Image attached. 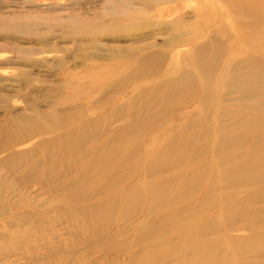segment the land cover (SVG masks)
<instances>
[{
	"label": "rangeland",
	"instance_id": "rangeland-1",
	"mask_svg": "<svg viewBox=\"0 0 264 264\" xmlns=\"http://www.w3.org/2000/svg\"><path fill=\"white\" fill-rule=\"evenodd\" d=\"M127 2L0 0V264H264V9Z\"/></svg>",
	"mask_w": 264,
	"mask_h": 264
},
{
	"label": "bare ground",
	"instance_id": "bare-ground-1",
	"mask_svg": "<svg viewBox=\"0 0 264 264\" xmlns=\"http://www.w3.org/2000/svg\"><path fill=\"white\" fill-rule=\"evenodd\" d=\"M116 1H117V3H118L121 7H122V6H126L127 3H128L127 0H116ZM237 1H238V0H237ZM239 1H241L242 4H243L244 2H245V4H246V3L250 4L251 6H253V10H256V9H264V0H239ZM112 11H113V10H112ZM243 12L245 13V11H243ZM246 13L249 14L248 12H246ZM246 13H245V14H246ZM247 14H246V15H247ZM250 15H251V14H250ZM248 16H249V15H248ZM251 16H252V15H251ZM258 16H259V15H258ZM250 18H251V17H250ZM249 24H250V23H249ZM249 24H248V25H249ZM250 25H251V24H250ZM250 27L253 28L252 25H251ZM260 27H261V26H260ZM252 28H251V29H252ZM248 30L250 31L249 28H248ZM249 31H248V32H249ZM252 31H253V29H252ZM244 34H246V33H244ZM178 35H179V37L183 36V32H180ZM240 35H242V33H241ZM247 35H248V34H247ZM247 35L245 36V38L247 37ZM261 35H264V34L262 33ZM251 36L253 37V35L250 34V38H251ZM182 38H183V37H182ZM242 38H243V37H242ZM257 38H258L260 41H261V39H262V38H259V35L257 36ZM251 39H252V38H251ZM242 40H243V39H242ZM255 40H256V39H255ZM249 41H250V40H249ZM244 42H245V41H244ZM247 43H248V42H247ZM255 43H256V42H255ZM255 43H254V44H255ZM260 44H261V43H260ZM210 45H211V44H210ZM213 45H214V44H213ZM245 45H246V44H245ZM249 45H251V44L249 43ZM251 46H252V45H251ZM256 47H257V46H256ZM253 48H255V47H253ZM260 48H261V46H260ZM260 48H259V49H260ZM256 49H257V48H256ZM263 49H264V48H263ZM200 50H201V49H200ZM204 50H205V49H204ZM258 51H259V50H258ZM261 52H262V51H261ZM197 53H198V52H197ZM200 53H201V51H200ZM205 54H206V53H205ZM203 56H204V55H203ZM200 57H201V56H200ZM202 60H203V59H202ZM199 62H200V61H199ZM203 62H204V61H203ZM203 62H202V63H203ZM257 64H258V63H257ZM203 68H205V67H203ZM201 69H202V67H201ZM258 78H260V77H258ZM260 79H261V78H260ZM261 80H262V79H261ZM258 81H259V79H258ZM263 81H264V80H263ZM177 82H178V81H177ZM260 82L262 83V81H260ZM262 87H263V86H262ZM263 89H264V88H263ZM256 90L259 92V90H262V89H260V87H259V90H258V88H257ZM244 91H245V90H244ZM252 91H254V90H252ZM257 91H256V92H257ZM262 91L264 92V90H262ZM262 91H261V92H262ZM248 92H251V91L248 90ZM251 93H252V92H251ZM242 94H244V93L242 92ZM246 94H247V93H246ZM246 94H244V95L246 96ZM248 94H249V93H248ZM255 94H256V93H255ZM251 95H253V94H251ZM259 95H260V94H259ZM259 95H258V96H259ZM263 95H264V94H263ZM245 96H244V97H245ZM248 96H249V95H248ZM248 96H246V97H248ZM254 96H255V95H254ZM256 96H257V95H256ZM249 98H251V96H249ZM253 98H254V97H253ZM260 100H261V99H260ZM253 101H254V102H253ZM250 102H251V101H250ZM252 102H253V105H254V103H255L256 101H255V100H252ZM256 103H257V102H256ZM256 103H255V105L257 106ZM253 105L251 104V106H253ZM260 108H261V107H260ZM163 110H164V109H163ZM261 110H262V109H261ZM163 112H164V111H163ZM245 123H247V122H245ZM239 124H240V123H239ZM248 124H249V123H248ZM250 124H251V123H250ZM235 125H237V123H236ZM241 125H243V124H241ZM238 126H239V125H238ZM238 126H235V127H238ZM255 127H257L256 124H255ZM247 129H248V128H247ZM258 130H259V129H258ZM248 131H249V130H248ZM251 131H252V130H251ZM245 132H246V130H245ZM256 133H257V132H256ZM257 134H258V133H257ZM78 136H80V135L77 134L76 137H78ZM120 136H121V135H120ZM122 136H123V135H122ZM245 136H246V135H245ZM258 136H260V135H258ZM235 137H237V136H234V138L232 137L231 139H236ZM238 137H239V136H238ZM243 137H244V136H243ZM253 137L255 138V136H253ZM80 138H81V136H80ZM174 138H175V137H174ZM240 138H241V137H240ZM245 138H246V137H245ZM245 138H244V139H245ZM254 138H253V139H254ZM118 139H119V138H118ZM120 139H121V137H120ZM122 139H123V138H122ZM122 139H121V140H122ZM125 139H126V137H125ZM231 139H229V140H231ZM253 139H252V140H253ZM75 140H76V138H75ZM81 140H82V138H81ZM115 140H116V139H115ZM123 140H124V139H123ZM126 140H128V139H126ZM221 140L224 142L223 138H222ZM221 140L219 139V140H217V141H221ZM225 140H226V139H225ZM256 140H258V139H256ZM76 141H77V140H76ZM180 141H181V140H180ZM231 141H232V140H231ZM231 141H230V142H231ZM234 141H235V140H233V142H234ZM246 141H248V140H246ZM246 141H243V142H246ZM109 142H110V141H109ZM112 142H113V141H112ZM112 142H110V143L112 144ZM115 142H117V141H115ZM223 142H222L221 144H224ZM230 142H227L226 145H229ZM239 142H242V141L239 140ZM239 142H238V143H239ZM243 142H242V143H243ZM255 142H256V141H255ZM113 143H114V142H113ZM117 143H119V142H117ZM120 143H121V142H120ZM128 143H129V142H128ZM217 143H219V142H217ZM217 143H216V144H217ZM236 143H237V142H236ZM236 143L234 142V144H236ZM238 143H237V144H238ZM246 143L248 144L249 142H246ZM108 144H109V143H108ZM122 144H123V142H122ZM185 144H186V143H185ZM221 144H218V146L221 145ZM231 144H232V143H231ZM234 144H233V145H234ZM237 144H236V145H237ZM117 145H118V144H117ZM119 145H120V144H119ZM187 145H188V144H187ZM255 145L258 146L257 144H255ZM57 146H58V145H57ZM61 146H62V145H61ZM90 146H91V145H90ZM99 146H100V145H99ZM99 146H98V147H99ZM103 146L107 147L106 145H103ZM113 146H114V145H113ZM125 146H126V145H125ZM223 146H224V145H223ZM223 146H221V147H223ZM229 146H230V145H229ZM229 146H228V147H229ZM231 146H232V145H231ZM240 146H241V145H240ZM105 147H104V148H105ZM126 147H128V146H126ZM164 147H165V146H164ZM182 147H184V146H182ZM185 147H187V146L185 145ZM225 147H227V146H225ZM237 147H239V145H238ZM90 148H91V147H90ZM100 148H101V147H100ZM102 148H103V147H102ZM113 148H114V147H112L111 149H113ZM169 148H170V147H169ZM171 148H172V147H171ZM175 148H176V147H175ZM175 148L173 147V148H172V151H174ZM256 148H257V147H256ZM263 148H264V147H263ZM64 149H65V146H64ZM98 149H99V148H98ZM106 149H107V148H106ZM109 149H110V147H109ZM109 149H108V150H109ZM111 149H110V150H111ZM212 149H214V148H212ZM219 149H220V148H219ZM224 149H225V148H224ZM235 149H236V148H235ZM96 150H97V149H96ZM103 150H104V149H103ZM103 150H101V151H103ZM108 150H107V152H110V150H109V151H108ZM169 150H170V149H169ZM177 150H178V148H177ZM183 150H184V149H183ZM185 150H186V149H185ZM197 150H198V149H197ZM214 150H215V149H214ZM252 150H254V149H252ZM258 150H259V149H257L256 151H258ZM261 150H262V149H260L259 151H261ZM86 151H88V150H86ZM101 151H99V152H101ZM156 151H157V150H156ZM211 151H212V150H211ZM226 151H227V150H226ZM232 151H233V150H232ZM259 151H258V152H259ZM107 152H105V153H107ZM159 152H160V151H159ZM159 152H157V153H159ZM167 152H169V151L167 150ZM182 152H183V151H182ZM213 152H214V151H213ZM249 152H251V151H249ZM101 153H102V152H101ZM105 153H103L102 156L105 155ZM112 153H115V154H116V151H115V152H112ZM117 153H118V152H117ZM180 153H181V152H180ZM197 153H198V152H197ZM214 153H215V152H214ZM247 153H248V152H247ZM253 153H254V152L252 151V154H253ZM255 153L257 154V152H255ZM263 153H264V152H263ZM99 154H100V153H99ZM99 154H97V158H98V155H99ZM170 154H171V152H170ZM175 154H176V152H175ZM198 154H199V153H198ZM237 154H238V153H237ZM237 154H236V155H237ZM259 154H260V155H263V154H261V153H259ZM106 155H107V154H106ZM112 155H114V154H112ZM112 155L110 154V158H111ZM186 155H187V154H186ZM186 155H185V159L188 157V156L186 157ZM196 155H197V154H196ZM196 155H195V156H196ZM199 155H200V154H199ZM199 155H197L196 157H198ZM245 155H246V154H245ZM245 155H244V156H245ZM249 155H250V156H249ZM249 155H248L247 158H249V157H253L250 153H249ZM254 155H255V154H254ZM87 156H88V155H87ZM91 156H92V155H91ZM99 156H100V155H99ZM102 156H100V157L98 158L99 161H100V159H103L104 156H103V157H102ZM114 156H115V155H114ZM116 156H117V155H116ZM120 156H121V155H120ZM120 156H119V158H120ZM155 156H156V155H155ZM160 156H161V155H160ZM172 156H173V155H172ZM177 156H178V155H177ZM182 156H183V154H182ZM182 156H180V159H181ZM227 156H228V155H227ZM101 157H102V158H101ZM108 157H109V156H108ZM168 157H170V156H168ZM220 157H222V156H220ZM240 157H241V156H240ZM255 157H256V156H255ZM259 157H260V156H259ZM85 158H87V157H85ZM94 158H96V154L94 155ZM97 158H96V161L98 162ZM114 158H115V157H114ZM114 158H113V159H114ZM170 158H171V157H170ZM170 158H169V160H171L173 157H172L171 159H170ZM177 158H178V157H177ZM182 158H183V157H182ZM188 158H189V157H188ZM218 158H219V157H218ZM218 158H217V159H218ZM226 158H227L226 160H228L229 157H226ZM236 158L238 159V156H236ZM241 158H243V156H242ZM260 158H261V157H260ZM115 159H116V158H115ZM115 159H114V161H115ZM128 159H129V157H128ZM128 159H126V160H128ZM153 159H154V161H155L156 157L153 158ZM157 159H160V158L157 157ZM161 159H162V158H161ZM178 159H179V158H178ZM178 159H176V160H178ZM180 159H179V160H180ZM250 159H252V158H250ZM258 159H259V158H258ZM91 160H93V158H92ZM104 160H105V159H103V164L106 162V161L104 162ZM106 160H107V159H106ZM110 160H111V159H110ZM162 160H163V159H162ZM183 160H184V158H183ZM189 160H190V158H189ZM195 160H196V159H195ZM198 160H199V159L197 158V161H198ZM220 160H222V159L220 158ZM223 160H224V159H223ZM223 160H222V161H223ZM226 160H225V161H226ZM235 160H236V159H235ZM238 160H239V159H238ZM259 160H260V159H259ZM108 161H109V158H108ZM108 161H107V162H108ZM154 161L152 160L153 163H154ZM159 161H160V160H159ZM163 161H164V160H163ZM185 161H187V159H186ZM193 161H194V160H193ZM214 161H215V159H214ZM222 161H221V163H220V162H219V163L222 164ZM242 161H243V160H242ZM262 161H263V159H262ZM88 162H89V161H88ZM100 162H101V161H100ZM156 162L158 163V161H156ZM181 162H182V161H181ZM181 162H179V163H181ZM189 162H190V161H189ZM191 162H192V161H191ZM216 162H217V161H216ZM110 163H111V162H110ZM162 163H163V162H162ZM170 163H172V160L170 161ZM174 163H176V161L173 162V164H174ZM193 163H194V162H192V166L194 165ZM195 163H196V161H195ZM231 163H233V161H232ZM255 163H257V162H255ZM260 163H261V162L259 161V164H260ZM88 164H89V163H88ZM100 164H101V163H100ZM106 164H107V163H106ZM108 164H109V163H108ZM112 164H113V163H112ZM173 164H172V166H173ZM181 164H182V163H181ZM183 164H184V162H183ZM186 164H187V162H186ZM216 164L219 165L218 163H216ZM224 164H226V163L224 162ZM234 164H236V163H234ZM89 165H91V163H90ZM152 165H153V164H152ZM156 165H157V164H156ZM159 165H160V164H159ZM167 165H168V164H167ZM167 165H166V166H167ZM169 165H170V164H169ZM228 165H229V164L225 165V166H226V168H225L226 170H224L225 174L227 173V169H228L227 166H228ZM231 165H232V164H231ZM261 165H262V164H261ZM261 165H260V166H261ZM263 165H264V164H263ZM263 165H262V168L264 167ZM94 166H96V165H94ZM161 166H163V164H162ZM161 166H160V167H161ZM174 166H176V164H175ZM186 166H187V165H186ZM222 166H223V165H222ZM222 166H221V168H222ZM234 166H235V165H234ZM234 166H233V167H234ZM256 166H258V165H256ZM91 167H92V165H91ZM99 167H100V166H99ZM103 167H104V166H103ZM156 167H158V165H157ZM160 167H159V168H160ZM164 167H165V165H164ZM164 167H163V168H164ZM168 167H169V166H168ZM233 167H231V169H233ZM235 167H236V166H235ZM235 167H234V168H235ZM250 167H251V165H250ZM92 168H93V167H92ZM176 168H177V167H176ZM221 168H220V169H221ZM89 169H91V168H89ZM101 169H102V168H101ZM231 169H230V170H231ZM240 169H241V168H240ZM254 169H256V167H255ZM258 169H260V167H259ZM108 170H109V169H108ZM164 170H165V169H164ZM250 170H251V169H250ZM102 171H103V170H102ZM105 171H106V170H105ZM110 171H111V170H109V172H110ZM222 171H223V169H222ZM233 171H234V169H233ZM238 171H239V170H238V168H237V173H238ZM248 171H249V170H248ZM248 171H247V175H248ZM252 171H253V170H252ZM256 171H257V170H256ZM94 172H95V171H94ZM94 172H93V173H94ZM98 172H99V171H97V173H98ZM111 172H112V171H111ZM224 172H223V173H224ZM235 172H236V171H235ZM240 172H243V171H240ZM244 172H245V171H244ZM257 172H258V171H257ZM261 172H262V171L260 170V173H258V174L256 173L257 176H258L259 174H262V173H263V172H262V173H261ZM112 173L114 174V172H112ZM223 173H222V174H223ZM98 174H99V173H98ZM109 174H110V173H109ZM120 174H121V173H120ZM220 174H221V173H220ZM225 174H223V175H225ZM243 174H244V173H243ZM243 174H242V175H243ZM253 174H255V173H253ZM253 174H252V176L254 177ZM263 174H264V173H263ZM101 175H102V173H101ZM106 175H107V173H106ZM106 175H104V177H105ZM116 175H118V174H116ZM230 175H231V173H230ZM230 175H229V177L232 178V175H233V174H232L231 176H230ZM242 175H241V173H238L237 176H236V175H235V176H236L237 179H240V176H242ZM80 176H81V175H80ZM99 176H100V175H99ZM99 176H97V178H98ZM113 176H115V175H113ZM221 176H222V175H221ZM233 176H234V175H233ZM244 176H245V174L243 175V177H241V179L245 178ZM249 176H250V174H249ZM249 176H247V180H248V177H249ZM252 176H250V177L252 178ZM262 176H263V175H262ZM82 177H83V176L80 177L81 180H82ZM108 177H109V176H108ZM117 177H118V176H117ZM223 177H224V176H223ZM223 177H222V178H223ZM225 177H226V176H225ZM225 177H224V178H225ZM229 177H228V178H229ZM250 177H249V178H250ZM259 177H261V176H259ZM259 177H258V179H260ZM78 178H79V177H78ZM84 178H85V177H83V179H84ZM105 178H106V177H105ZM110 178H111V177H110ZM226 178H227V177H226ZM231 178L229 179L230 182L232 181ZM263 178H264V176L261 178V180H262ZM76 179H77V178H76ZM80 179H78V180H80ZM99 179H100V178H99ZM99 179H97V180L99 181ZM101 179H102V177H101ZM258 179H257V180H258ZM88 180H90V179L87 178V181H88ZM104 180H106V179H104ZM113 180H114V179H113ZM229 180H228V181H229ZM247 180L245 179V181H247ZM261 180H260V181H261ZM85 181H86V180H85ZM114 181H115V180H114ZM226 181H227V180H226ZM242 181H243V180H242ZM254 181H255V180H254ZM91 182H92V181H91ZM94 182H95V180H94ZM94 182L92 183V185H94V184L97 183V182H96V183H94ZM100 182H101V181H100ZM111 182H112V181H111ZM249 182H250V181H248V183H249ZM256 182H257V181H256ZM256 182H255V183H256ZM261 182H263V181H261ZM73 183H74V182H73ZM153 183H154V182H153ZM211 183H212V182H211ZM225 183H226V182H225ZM236 183H239V182H236ZM236 183L234 182V185H235ZM241 183H242V182H241ZM243 183H245V182H243ZM250 183H251V182H250ZM252 183H253V182H252ZM89 184H90V183H89ZM97 184H99V183H97ZM105 184H106V183H105ZM108 184H109V183H108ZM108 184H107V185H108ZM116 184H117V183H116ZM148 184H149V183H148ZM151 184H152V183H151ZM151 184H150V185H151ZM155 184H156V183H155ZM155 184H154V186H155ZM160 184H161V183H160ZM163 184H164V186H165V183H163ZM258 184H259V183H257L256 185L258 186ZM260 184H261V183H260ZM75 185H76V183H75ZM77 185H78V184H77ZM80 185H81V184H80ZM101 185H102V184H100V186H101ZM146 185H147V184H146ZM161 185H162V184H161ZM191 185H192V184H191ZM207 185H208V184H207ZM209 185H210V184H209ZM230 185H231V183H230ZM239 185H240V184H239ZM246 185H247V184H246ZM253 185H254V184H253ZM253 185H252V186H253ZM147 186H149V185H147ZM164 186L162 185L163 188H166V187H164ZM166 186H168L167 188L170 187L168 184H166ZM186 186H187V185H186ZM186 186H183V188L186 187ZM235 186H237V185H235ZM235 186H234V187H235ZM242 186H243V184H242ZM250 186H251V185H250ZM254 186H255V185H254ZM257 186H255V187H257ZM263 186H264V185H262V187H263ZM118 187H119V186H118ZM246 187H248V186H246ZM259 187H260V186H259ZM73 188H74V187H73ZM73 188H72V189H73ZM101 188H102V187H101ZM112 188H114V187H111V189H112ZM142 188H145V187H142ZM149 188H151V186H150ZM153 188H154V187H153ZM153 188H152V189H153ZM156 188H158V190H159V186H157ZM156 188H155V189H156ZM180 188H182V186H181ZM189 188H190V187H186L185 190H187V189H189ZM231 188H232V187H231ZM237 188H239V187H237ZM237 188H235V189H237ZM72 189H71V190H72ZM74 189H76V188H74ZM130 189H131V188H130ZM135 189H136V187H135ZM76 190H77V189H76ZM76 190H75V191H76ZM108 190H109V189H108ZM108 190H107V191H108ZM114 190H115V188H114ZM138 190H139V189H138ZM140 190H141V189H140ZM148 190H149V189H148ZM158 190H156V191H158ZM164 190H166V189H164ZM164 190H162V188H161L160 191L162 192V191H164ZM169 190H171V188H169ZM183 190H184V189H183ZM185 190L182 191L181 194H183V192H185L184 194L186 195V191H185ZM211 190H212V187H211ZM101 191H102V190H101ZM115 191H116V190H115ZM117 191H118V190H117ZM119 191H120V190H119ZM127 191H128V190H127ZM127 191L125 192V194H126V193L128 194L129 191H128V192H127ZM194 191H195V190H194ZM196 191H198V190H196ZM206 191H207V190H206ZM138 192H139V191H138ZM149 192L151 193V192H153V191H150V190H149ZM161 192H160V193H161ZM180 192H181V191H179V189H178V192H177V193L179 194ZM191 192H192V191H191ZM142 193H143V192H142ZM158 193H159V192H158ZM166 193H167V192H166ZM172 193H173V192H172ZM175 193H176V192H175ZM188 193H189V191H188ZM188 193H187V194H188ZM205 193H206V192H205ZM121 194H122V192H121ZM143 194H144V193H143ZM143 194H142V195H143ZM147 194H148V193H147ZM161 194H163V193H161ZM161 194H160V195H161ZM193 194H194V193H193ZM195 194H196V193H195ZM207 194H208V193H207ZM117 195H118V194H117ZM129 195H130V194H129ZM132 195H133V194H132ZM132 195H131V196H132ZM145 195H146V194H145ZM152 195H153V194H152ZM167 195H168V193H167ZM205 195H206V194H205ZM263 195H264V194H263ZM126 196L128 197V195H125V197H126ZM149 196H151V194H149ZM156 196H157V195H156ZM161 196H162V195H161ZM168 196H169V195H168ZM170 196H171V195H170ZM188 196H191V195L189 194ZM207 196H208V195H207ZM211 196H212V195H211ZM221 196H222V195H221ZM133 197H134V196H133ZM135 197H137V195H136ZM146 197H147V196H146ZM162 197H163V196H162ZM173 197H175V196L173 195ZM178 197H179V195H178ZM183 197H184V196H183ZM224 197H226V196H224ZM168 198H170V197H168ZM168 198H167V199H168ZM181 198H182V197H181ZM184 198H185V197H184ZM220 198H221V197H220ZM116 199H117V198H116ZM125 199H126V198H125ZM128 199H129V198H128ZM135 199H136V198H135ZM162 199H164V197H163ZM224 199H225V198H223L222 200H224ZM248 199L250 200V198H248ZM248 199H247V200H248ZM258 199L260 200V198L257 197V200H256V201H258ZM126 200H127V199H126ZM156 200L159 202V200H160L159 197H158V199L156 198ZM178 200H179V199H178ZM182 200H183V199H182ZM205 200L207 201V199H205ZM212 200H213V199H212ZM218 200H221V199H218ZM218 200H216V201H218ZM226 200H227V199H226ZM247 200H246V201H247ZM115 201H116V200H115ZM149 201H150V199H149ZM153 201L155 202V199H154V198H153ZM157 201H156V204L158 205V202H157ZM160 201H161V200H160ZM164 201H166V200H164ZM174 201H175V200H174ZM180 201H181V200H180ZM183 201H184V200H183ZM250 201H251V200H250ZM256 201H252V202H256ZM263 201H264V200H263ZM170 202H171V201H170ZM204 202H205V201H204ZM243 202H244V201H243ZM148 203H149V202H148ZM164 203L166 204V202H164ZM172 203H173V202H172ZM219 203H223V202L220 201ZM101 204H102V203H101ZM109 204H110V203H109ZM151 204L153 205L154 203H151ZM151 204H148V205H151ZM156 204H155V205H156ZM160 204H161V203H160ZM160 204H159V205H160ZM170 204H171V203H170ZM178 204H180V203H178ZM202 204H203V203H202ZM202 204H201V208H202V206H203ZM204 204H205V203H204ZM216 204H217V203H216ZM228 204H229V203H228ZM232 204H233V203H232ZM155 205H154V206H155ZM157 205H156V206H157ZM162 205H163V204H162ZM207 205H208V207H210V206H209L210 204H208V203H207L204 207H207ZM233 205H234V204H233ZM235 205H237V204H235ZM168 206H169V205H168ZM195 206H196V204H195ZM198 206H200V205H198ZM219 206H220V207L223 206V208H224V205H220V204H219ZM226 206H228V205H227L226 202H225V207H226ZM237 206H238V205H237ZM101 207H102V205H101ZM101 207H100V208H101ZM105 207H106V206H105ZM159 207H161V206H159ZM169 207H170V206H169ZM176 207H177V206H176ZM204 207H203V208H204ZM208 207H207V208H208ZM212 207H213V206H212ZM212 207H211V209H212ZM214 207H215V206H214ZM93 208H94V207H92V209H93ZM96 208H97V207H96ZM100 208H98L99 211L102 210V209H100ZM102 208H103V207H102ZM107 208H108V207H107ZM162 208H163V207H162ZM165 208H166V207H165ZM165 208H164V209H165ZM185 208H186V207H185ZM195 208H196V207H195ZM203 208H202L201 210H203ZM226 208H227V207H226ZM235 208H236V207H235ZM92 209L90 208L89 210H92ZM103 209H104V208H103ZM164 209H163V210H164ZM175 209H176V208H175ZM177 209H178L177 211L180 212V210H179L178 207H177ZM199 209H200V207H199ZM208 209H209V208H208ZM208 209H207V211H208ZM211 209H210V210H211ZM219 209H222V207L219 208ZM228 209H229V208H228ZM104 210H105V209H104ZM161 210H162V209H161ZM172 210H174V209H172ZM232 210H233V209H232ZM243 210H247V209H243ZM87 211H88V210H87ZM99 211H98V212L96 211V212L98 213V215H99ZM154 211H155V210L153 209V213H154ZM158 211H159V210H158ZM177 211H176V214L179 213V212H177ZM183 211H184V209H183ZM191 211H192V210H191ZM220 211H221V210H220ZM222 211H225V210L222 209ZM226 211H227V210H226ZM233 211H234V210H233ZM236 211H237V210H236ZM96 212H95L94 216L96 215ZM101 212H102V211H101ZM101 212H100V213H101ZM160 212L163 213V211H160ZM160 212H159V214H160L159 216H160V217H163V216H164V213H163V216H161L162 213H160ZM173 212L175 213V211H172V212H171V217H172ZM192 212L195 213L196 211H192ZM192 212H191V214H192ZM88 213H89V211H88ZM90 213H91V212H90ZM105 213H106V212H105ZM232 213H233V212H232ZM237 213H238V212H237ZM102 214H103V212L100 214V216H101ZM157 214H158V213H156V216H158ZM168 214H169V213H167V215H168ZM220 214H221V213H220ZM224 214H226V213H224ZM239 214H240V213H239ZM92 215H93V214H91V215L89 214L88 216H92ZM98 215H97V216H98ZM193 215H194V214H193ZM195 215H196V214H195ZM248 215H249V214H248ZM94 216H93V217H94ZM97 216H95V218H96ZM159 216H158V217H159ZM165 216H166V214H165ZM165 216H164V218H165ZM169 216H170V214H169ZM174 216H175V215H174ZM221 216H222V215H221ZM190 217H191V216H190ZM190 217H189V221H190ZM246 217H247V216H246ZM246 217H245V218H246ZM250 217L252 218V215H251ZM91 218H92V217H91ZM167 218H168V217H167ZM169 218H170V217H169ZM224 218H225V216H224ZM224 218H223V219H224ZM96 219H100L99 216H98ZM96 219H95V220H96ZM185 219H186V218H185ZM185 219H184V220H185ZM187 219H188V218H187ZM195 219H197V218H195ZM195 219H194V220H195ZM254 219H255V218H254ZM160 220H161V219H159V222H161ZM164 220H165V219H164ZM184 220H182V221H184ZM192 220H193V217H192ZM194 220H193V221H194ZM263 220H264V219H263ZM263 220H262V221H263ZM177 221H178V220H177ZM182 221H181V222H182ZM193 221H192V222H193ZM196 221H197V220H196ZM196 221H195V222H196ZM251 221H252V220H251ZM155 222H157V221L155 220ZM185 222H188V221H185ZM185 222H184V223H185ZM252 222H253V221H252ZM188 223H191V221L188 222ZM249 223H250V222H249ZM175 224H176V223H175ZM178 224L180 225V223H178ZM182 224H183V222H182ZM186 224H187V223H186ZM186 224H185V226H186ZM192 224L195 225L194 223H192ZM198 225H202V224H200V223L198 222ZM249 225H250V224H249ZM256 225H257V224H256ZM180 226H181V225H180ZM206 226H207V224H206ZM206 226H203V227H206ZM247 226H248V224H247ZM250 226H252V225H250ZM181 227H182V226H181ZM193 227H195V226H193ZM200 227H201V228H200ZM200 227H199L200 229H202L203 231H205V230L202 228V226H200ZM175 228H176V227H175ZM190 228L192 229L191 226H190ZM195 228H196V227H195ZM199 228H198V229H199ZM207 228H208V227H207ZM155 229H156V228H155ZM157 229H159V227H158ZM160 229H161V228H160ZM180 229H181V228H180ZM200 229H199V230H200ZM184 230H185V228H184ZM184 230H183V231H184ZM188 230H189V229H187V231H188ZM192 230H193V229H192ZM202 230H201V232H202ZM159 231H160V230H159ZM190 231H191V230H190ZM190 231H188L189 234H190ZM161 232H162V230H161ZM163 232H164V231H163ZM195 232H196V231H195ZM155 233H156V232H155ZM157 233H158V232H157ZM159 233H160V232H159ZM159 233H158V234H159ZM188 233H187V234H188ZM151 234H152V232H151ZM151 234L149 233V234H148V237L151 236ZM191 234H192V233H191ZM198 234H199V233H198ZM202 234H203V232H202ZM153 235H154V234H152V236H153ZM160 235H161V234H160ZM196 235H197V232H196ZM144 236L147 237V235H144ZM152 236H151V237H152ZM190 236H191V235H190ZM199 236H200V235H199ZM199 236H198V237H199ZM153 237H154V236H153ZM160 237H161V236H160ZM160 237H159V239H160ZM164 237H165V236H164ZM185 237H186V236H185ZM187 237H188V236H187ZM194 237H195V236L192 235V237H191L192 239H191V240H193ZM195 238H196L195 240L198 241V240H197V237H195ZM254 238H255V237H254ZM261 238H262V237H261ZM143 239H144V238H143ZM143 239H141V240H143ZM151 239H153V238H151ZM151 239H149V240H151ZM154 239H155V237H154ZM154 239H153L152 242H154ZM189 239H190V238H189ZM185 240H186V239H185ZM201 240H202V239H201ZM144 241H145V240H144ZM186 241H187V240H186ZM186 241H185V242H186ZM196 241H195V242H196ZM155 242H156V241H155ZM160 242H161V241H160ZM160 242H159V243H160ZM185 242H184V243H185ZM187 242H188V241H187ZM191 242H194V241H191ZM195 242H194V244H197V243H199L200 241H199V242H196V243H195ZM203 242H204V241H202V243H203ZM161 243H163V242H161ZM188 243H189V242H188ZM204 243H206V242H204ZM253 243H254V242H253ZM190 244H192V243H190ZM194 244H192V245L194 246ZM200 244H201V243H199V245H200ZM246 244H247V243H246ZM249 244H251V242H249ZM254 244H255V243H254ZM155 245H156V244H155ZM155 245H152V246H154V247H152V249L154 248V250H155V248H156V250H157L158 248L155 247ZM160 245H161V244H160ZM160 245L158 244V246H160ZM185 245H187V244H185ZM240 245H241V243H240ZM255 245H256V244H255ZM255 245H254V246H255ZM190 246H191V245H190ZM205 246H206V245H205ZM242 246H243V245H242ZM245 246H246V245H245ZM250 246H251V245H250ZM254 246H253V247H254ZM163 247H165V246H163ZM198 247L201 249V245L198 246ZM198 247H197V245H196V248H198ZM212 247H213V246H212ZM247 247H248V245H247ZM161 248H162V247H161ZM187 248H188V247H187ZM205 248H206V247H205ZM208 248H211V247L208 246V247L206 248V249L209 251L210 249H208ZM244 248H246V247H244ZM257 248H258V247H257ZM163 249H164V248H163ZM189 249H190V248H189ZM206 249H205V250H206ZM263 249H264V248H263ZM154 250H152V251H154ZM156 250H155V251H156ZM159 250H160V249H159ZM161 250H162V249H161ZM207 250H206V251H207ZM211 250H213V249L211 248ZM245 250H246V249H245ZM248 250H249V249H248ZM261 250H262V249H261ZM148 251H149V250H148ZM148 251H147V252H148ZM150 251H151V249H150ZM150 251H149V253H152V252H150ZM157 251H158V250H157ZM239 251H240V250H239ZM239 251H238V252H239ZM256 251H257V250H256ZM159 252H161V251H159ZM164 252H165V251H164ZM164 252H163V253H164ZM194 252H195V251H194ZM194 252H193V253H194ZM199 252H200V251H199ZM240 252H241V251H240ZM245 252H246V251H245ZM260 252H261V251H260ZM149 253H147V254H149ZM153 253H155V252H153ZM202 253H203V251H202ZM207 253H208V252H207ZM207 253H206V254H207ZM209 253H210V252H209ZM241 253H242V252H241ZM241 253H240V254H241ZM143 254H144V252H143ZM197 254H198V253H197ZM210 254H211V253H210ZM243 254H246V253H243ZM243 254H242V256H243ZM248 254H249V253H248ZM248 254H246L245 256H247ZM253 254H254V253H253ZM262 254H263V253H262ZM262 254H261L260 256H262ZM154 255H155V254H154ZM199 255H200V254H199ZM238 255H239V254H238ZM249 255H250V254H249ZM142 256H143V255H142ZM152 256H153V255H152ZM156 256H157V254H156ZM166 256H168V255H166ZM240 256H241V255H240ZM136 257H137V255H136ZM136 257H134L135 259H132V261H130V262H134V261H136ZM153 257H154V256H153ZM153 257H152V258H153ZM163 257H164V256H163ZM163 257H162V258H163ZM201 257H202V256H201ZM201 257H200V260H199V261H202ZM138 258L140 259V257H138ZM146 258H147V257H146ZM148 258H149V257H148ZM148 258H147V259H148ZM157 258H158V256H157ZM157 258H156V259H157ZM164 258H165V257H164ZM198 258H199V257H198ZM260 258H261V257H260ZM139 259H138V261H139ZM142 259H143V258H142ZM153 259H155V258H153ZM194 259H195V258H194ZM194 259H193V263H195V262H194ZM133 260H134V261H133ZM145 260H146V259H143V260H140V261H142V262L144 261V264H146V263H145ZM157 260H158V259H157ZM157 260H156V261H157ZM162 260H163V259H162ZM203 260H204V258H203ZM213 260H214V259H213ZM138 261H137V262H138ZM148 261H149V259H148ZM158 261H159V260H158ZM160 261H161V260H160ZM199 261H198L197 263H199ZM263 261H264V259H263ZM146 262H147V261H146ZM202 262H203V261H202ZM205 262L207 263V261H205ZM212 262H213V261H212ZM256 262H257V261H256ZM149 263H151V261H150ZM149 263H148V264H149ZM156 263H157V262H156ZM191 263H192V261H191ZM193 263H192V264H193ZM200 263H201V262H200ZM200 263H199V264H200ZM258 263H259V262H258ZM263 263H264V262H263ZM132 264H133V263H132ZM134 264H136V262H135ZM140 264H141V263H140ZM142 264H143V263H142ZM207 264H209V263H207ZM212 264H213V263H212ZM214 264H215V263H214ZM252 264H254V263H252ZM259 264H260V263H259Z\"/></svg>",
	"mask_w": 264,
	"mask_h": 264
}]
</instances>
